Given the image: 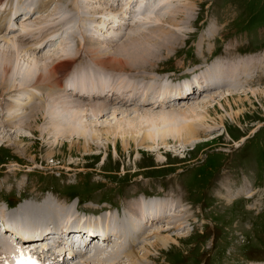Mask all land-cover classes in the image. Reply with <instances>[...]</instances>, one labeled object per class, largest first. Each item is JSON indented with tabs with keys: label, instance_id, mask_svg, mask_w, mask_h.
<instances>
[{
	"label": "rangeland",
	"instance_id": "obj_1",
	"mask_svg": "<svg viewBox=\"0 0 264 264\" xmlns=\"http://www.w3.org/2000/svg\"><path fill=\"white\" fill-rule=\"evenodd\" d=\"M29 1H33L34 4L40 1L42 5L37 4L38 2L35 5H39L42 11L37 15V18H34L32 26L30 25L28 28L38 31L35 37H32L33 40L31 37L29 40L23 39L22 33L18 36L21 39L17 41H20V44L24 43L27 50L21 53L23 67H27L33 57H37L42 65L58 57L63 50L69 51L70 49L75 50L72 53L74 55L72 63H76L77 66L78 62V68L81 65L83 67L85 64L94 62L90 56H86V54L84 56L83 50L79 49L83 47V49H88L87 52L91 51L88 48L89 40H87L88 35L84 27V39L80 35L79 26L82 20L77 15L78 9L73 3L74 0ZM172 2L174 6L183 5V3L192 6V16H189V21L192 23H183V13L178 17V20H181L180 25H172L169 22L170 26L168 27L173 26L180 32V42L178 41L174 48L159 50L155 54L150 53L141 57L147 59L145 61L148 62L142 65L143 70L139 66L138 69L141 70L139 73L153 75L157 78L163 76L161 78L163 81L170 76V85L180 84L177 86H182V82L187 83L188 79L180 82H176V80L188 76L186 72L189 71V68L191 69L197 63L198 65L202 63L209 65L215 59L214 54H225L227 47L233 50L236 48L234 53L237 54L261 49L264 53V0H174ZM10 8L11 3L6 11L7 14L1 10V23H4L6 19L9 20ZM152 16L150 15L148 18ZM54 17L56 22L62 21L56 26L60 30L56 28V35L51 37V40L56 41V45L49 44L46 47H40V51H35L31 45L44 38V31L39 32V30H42L45 25L53 24ZM84 17H86L85 14ZM66 20L72 24L71 27L74 30L72 32L77 38L70 39L71 41L66 39L65 42L64 38L57 39V37L66 30L68 24H64ZM13 21L17 24L18 30L20 21L18 19ZM109 21L115 25L108 31L102 30L97 25L94 26L93 31L100 39L105 40L107 39L105 37L114 32L117 33L114 34L116 37L120 33L127 35L130 29L140 28L138 25L137 27L132 26L129 30L125 28L119 30V24L116 25L117 22L114 19ZM129 22H133V20L130 19ZM153 23L162 24V21L158 20ZM36 25L41 26V29ZM0 31V38L5 35L10 38L11 42L13 41L11 44L14 45L17 34L8 35L4 31ZM157 31L159 30L157 29L155 32ZM68 32H71V29ZM200 36H206L207 40L200 39ZM113 42L116 44L117 41ZM70 45L72 46L70 47ZM107 45L111 46L112 44ZM8 46L5 40H0V48L6 49ZM129 46L130 39H128V44L121 47L125 55L128 54L127 56L130 54ZM110 48L105 47L106 50L103 51L99 47L98 50L106 52ZM112 50L114 51V49ZM77 51L79 52L77 53ZM129 57L127 58L138 56ZM79 60L82 61V64L79 63ZM133 64L134 61H129L127 70L136 69ZM138 69L137 72L135 71L136 75ZM15 71L18 72L15 82L19 83L24 69L19 71L17 68ZM68 73L72 74L71 71ZM59 75L56 74L51 81L56 78L62 80L64 76L57 77ZM133 77L137 79L135 75ZM53 82L56 85L57 80ZM27 83L32 85L28 87L30 92L38 95L44 92L34 86L36 80L27 81ZM248 87L260 88L261 91L255 94L249 92L248 96L229 97L230 101H225V96L216 95L217 92L219 94L224 92L222 88L211 91V86L207 85L206 88H201L204 94L196 95L195 91V97L189 98L191 99L189 104L182 105L183 101H180L181 103H177L176 107L183 106L182 109L186 110V108L191 109L197 106L198 111L208 110L209 117L204 121L205 123L203 122L205 126H202V129H197L194 136L189 139L187 136L183 139L168 135L163 142L158 139L143 141V134L148 132L146 128L141 132L135 130L128 134L124 131L126 129L128 131L130 127L124 125V128L115 132L116 128L114 127L119 125V121L136 115H138L137 118H140L150 107H142L141 111L132 109L133 113L130 112L128 116L126 114L123 116L121 113L122 108L129 109L126 106L112 105L120 112L114 114V108H111L110 111L98 115L91 113L89 108L85 107L84 111L86 109L88 111L84 112L82 120L92 129V132L86 136H82L78 132L67 133L66 131L63 135H54L53 132L41 135L37 129L39 126L41 128L48 126L46 130L51 128L49 126L50 117L47 115L48 108L52 106L51 100L48 105L44 106V110H42L43 108L35 109L36 112L28 110L26 116L28 118L22 117L17 121L24 126L20 130L16 129V126L20 125L14 120L11 123L8 121L9 124L5 123L6 117L0 112V122L2 121V124L0 123V200H8L12 195L19 198L22 192L30 195L31 190L37 189L40 195H33L39 196L40 201L45 200L48 195H54L57 198L54 196L53 198H60L61 200L58 199L60 202L75 207L69 202L78 195L82 201L91 200V203H87V207L80 205L83 211L96 213L90 215H98L99 218L96 222L106 225L104 217H110L113 213L118 215L112 220L118 219V223L121 222L124 219L121 214L128 205L134 207L137 204L135 203L137 197L154 195L160 198L168 196L169 199L178 202L179 213L185 209L181 213V223L186 229L181 226L182 228L165 231L163 236L173 237L166 248H150L149 246L144 249V245L141 244L143 249L139 246V250H141L139 255L144 257L148 250L152 257V259L148 258L149 260L142 261V264H262L264 262V78L259 79L258 82L250 83ZM149 88H151L150 84ZM5 89V83L2 84L0 81V110L2 103L4 104L6 98L13 93L5 91ZM57 89L59 88L57 87ZM205 92H209V94ZM22 97H24L21 98L24 103L28 102L29 99L26 95ZM62 99L75 100L77 98L73 95L68 98L63 94L60 96V100ZM206 100H208V105L205 104L207 107L199 106L200 102ZM70 107L68 105V108ZM75 107L73 106V109ZM7 108L10 107L5 105V114ZM14 109L12 111L16 110ZM70 109L73 112V109ZM77 109H79L78 106ZM66 117L65 115L62 118V123ZM80 123L79 120H76L74 124ZM125 126L128 127L125 128ZM65 127L67 128V126H61L60 129ZM20 137L23 140L19 143ZM22 144L27 150L22 148ZM25 194L22 195L26 196ZM16 198L13 199L17 200ZM159 198L151 199L152 203ZM26 200L23 199V201ZM14 220L20 222L21 213H15ZM84 222L85 220H81V223L76 220L66 223L70 228L81 227V224L82 226L85 224ZM96 222L91 225L96 227ZM109 222L111 221L109 220ZM175 223L178 226L181 224L180 222ZM109 234L113 236V233ZM151 239L149 238L151 241L156 240L155 237H151Z\"/></svg>",
	"mask_w": 264,
	"mask_h": 264
},
{
	"label": "bare ground",
	"instance_id": "obj_2",
	"mask_svg": "<svg viewBox=\"0 0 264 264\" xmlns=\"http://www.w3.org/2000/svg\"><path fill=\"white\" fill-rule=\"evenodd\" d=\"M146 1H148V6H145ZM172 1H73L74 5L77 7L76 9H78L77 15L82 20L81 25H78L80 27V35L84 39L83 34L86 30L88 35L87 40H89L87 42L89 46L88 48H90L91 51L87 52L88 49H83V47H80L79 49L83 50L84 56L86 54V56H90L91 60L94 61L92 63L85 64L86 67H81V65L80 68H78L79 66L77 62L76 69H79L81 71L76 72L73 85L75 90L78 92L75 91L71 94L78 100H60V96L65 94L66 86L60 78L54 79L57 80L56 85L53 82L54 80L51 81L56 74L62 75L70 68L72 60L74 59V55H72V53H74L75 50H63V52L58 57L42 65L39 63V59L37 57H33L29 65L27 67H23L21 62V53L27 50L24 47V43L20 44V41H17L20 40L21 37L18 38V36L16 35V40L14 41L15 43L14 45H12L11 43L13 41L11 42L9 37L8 39L7 37H5V35L4 37L2 36L0 40H5V42H7L9 46L6 49L0 48V81L2 84L5 83V91L8 90L10 93L13 92L9 97L7 96L8 98H6L4 104L2 103L1 105L0 112L4 114L7 120H4L5 123L7 122V124H9L13 120L17 122L20 118H25L28 114V110H30L31 112L35 111V109L37 108H43L42 110H44V106L48 105L49 101L51 100L52 106L49 107L47 111V115H49L50 117L49 126L51 128L50 130H46L48 126L46 128H44V126L42 128L39 126L37 129L39 130V132H41V135L43 136L45 133L50 134L51 132H53L54 135H63L65 134L64 131H66L67 133L78 132L79 134H82V136H86L87 134H89V132H92V129L89 128V125L84 120H82L84 118V112L88 111L87 109L86 111H84L85 107L89 108L91 113L93 112L94 114L98 115L110 111L111 108H114L112 105L126 106L129 109L122 108L121 113L123 114V116L124 114L128 116L130 112H132V109L133 111H141L142 107H150L149 110H145L144 115L140 118H137L138 115H136L135 117L121 120L122 122L119 121V125L117 124V126L114 127L116 128L115 132H118L120 129L124 128V125H129L130 128L128 129V131L127 129L126 131H124L128 132V134L130 132L132 133V131L134 132L135 130H140L141 132L142 129H147L145 130L148 132L146 134H143L142 136L143 141H155L156 139H158L163 142L166 140L168 135H172L174 138L182 137L183 139L187 136V138L189 139L191 136H194V134L197 132V129H202V126H205L204 121L207 120V118L209 117L208 110L198 111L196 109L197 106H195L194 108L192 107L191 109L186 108V110H184V108L182 109L183 106L181 108L176 107L180 101H183L184 103L182 102V105H185L191 100L189 98H194L195 91L196 95L201 94L203 93L201 88H206L207 85L211 86V91H215L218 88H222L224 92H222L221 94L217 92L216 95L225 96V101H230L229 97H241L243 95H247V93L249 92H251L252 94L260 92V88L255 89V87L248 86L252 82H258L259 79H262V77L264 76V53L262 52H260V54H257V52H255L242 55L234 53L236 48L235 50H233L228 49L227 47V50H225L226 53L224 55H221L218 59H214L212 63L206 65L205 67L200 66L202 67V70L199 73L194 74L192 78L188 79L187 83L182 82V86H177L180 84L170 85V79H165V82L161 79L163 78V76L157 78L153 75L139 73L141 71L138 69L139 66H141L140 68H142V65L148 62L145 61L147 59H143L141 57L147 56L150 53L155 54L159 50L174 48V45L176 43L178 44V41L181 38L180 32L175 30V27L173 28V26H171V28L168 27L170 26L168 25L169 22L172 25H180L181 20L179 21L178 17L181 13H183V23H192L191 21H189V16H192L191 13L193 12L192 6H189V4L185 3H183V5L177 4L176 6H174L172 5ZM39 2L37 4L40 5L41 2ZM10 3L11 8L9 11V23H11L13 27H17V24L15 23V21H13L14 14L17 17L28 16L29 19L34 17L33 14L27 15L29 11L24 13L19 11L21 10V7L26 5V3H29V0H6L4 3L3 0H0V5L2 7H5V12L9 9ZM142 6L145 7V10H143L144 7L142 8ZM188 6L190 7L191 11L189 10ZM71 10L74 9L71 8ZM84 14L86 17H84ZM86 14H89V18H87L88 16ZM150 15L153 16L148 18ZM112 19L117 22L116 25L119 24V30L124 28L126 30H129L132 26L137 27L138 25L140 28L136 30L130 29L127 35H125L124 33H120L119 36L116 37L114 34L117 33L114 32L113 34H109V36L105 37L107 39H100L97 33L93 31L94 26L93 24L91 25V23H95L94 25L102 24L101 29H106V31H108L110 27L113 28L115 25L110 23L109 20ZM130 19H132L133 22H129ZM27 20L28 19L26 18H20V29H18V32H20L18 33L19 35H21L22 31H30L28 29L29 24L28 22L26 23ZM53 20V22L55 23V17L53 18ZM158 20L162 21V24L153 23ZM67 21L68 20L65 21V25L69 22ZM102 21H104V23H102ZM164 21L166 22V24ZM59 22H56L55 24L50 23L51 25H45L43 26L44 28H42V30H39V32L44 31V38L36 42L33 41L34 43L31 46L35 51H38L40 46L46 47L49 44H54V41L51 40V37L53 35H56L55 30ZM69 23L67 24L69 25L68 30L71 29V32H67V37H64L65 42L66 39L75 40L77 38L74 35L75 33L72 32L74 31L71 27L72 24ZM37 27H40L41 29V26ZM83 27L85 30H83ZM10 28H12V26L9 25L7 27V21H5L4 23L0 22V30H2V32L3 30H9ZM157 29L159 31L155 32ZM38 35L37 38L39 37ZM31 39L33 40L32 37ZM122 39H124V41L121 42ZM128 39H130V46L128 49L130 53L129 56L136 55L138 56L136 58L132 57L131 59H128V54L125 55L124 51H122L121 47L124 44H128ZM84 41L83 43L85 44ZM113 41H117L116 44H114ZM107 44L112 45L109 46ZM71 46L72 45H70V47ZM99 47L102 48L103 51L106 50L105 47L111 48L106 52H99ZM112 49H114V51ZM78 52L79 51H77V53ZM80 60L79 63L82 62H80ZM129 61H134L133 65L136 66V69L130 71L131 69L129 68L130 70H127V64L129 63ZM17 68H19V71H22L24 69L21 74V79L23 80L21 81L20 79L19 83L15 82L16 74H18V72L15 71ZM137 69L138 74L136 75L135 71L137 72ZM193 70L194 69L189 70L190 72L187 71L186 73H192ZM60 75L57 77H60ZM134 75L137 77V79L133 77ZM35 80L36 83L34 84V86L39 90H43L45 93L42 92L41 95H38L36 93L30 92V88L28 87L32 85L28 84L27 81ZM149 84L151 85V88H149ZM57 87L59 89H57ZM196 87H199L197 88L199 90H195ZM89 89L92 90L89 91L88 96L91 95L92 99L85 97V94H81L82 92L88 91ZM26 91L29 93L25 94ZM205 93L209 94V92ZM23 95H26L30 101L28 100V102L24 103L21 100V98H24L22 97ZM173 99L175 102L172 101ZM187 99L189 100L186 101ZM207 102L208 100L202 103L200 102L199 106L204 105V107H207L205 106ZM64 103L68 104L65 105ZM5 105L10 107L7 108L6 114ZM68 105H70V108L72 109L73 106H76L73 109V112H71V109L68 108ZM77 106L79 107V109H77ZM24 108L26 110H23ZM13 109L15 111H12ZM154 109H156V111H154ZM116 112L119 113L120 111H117V109L114 108L113 113L115 114ZM65 115L67 117L62 123V118ZM76 120H79V122L81 123L74 124ZM21 122L23 121L21 120ZM17 123L19 125L21 124L19 122ZM61 126H67V128L65 127L64 129H60ZM27 127L29 128V125ZM126 127L128 126H125V128ZM23 128V125H20L18 127L16 126V129L18 130ZM22 140V137H20L19 143L22 142ZM23 145L24 144H22V148L24 150H27L25 149V146L23 147ZM37 198L38 196L31 195L30 199H27L26 201L22 200L16 205V207L10 210H7L2 205H0V220L2 219L6 224V227L4 228V230H6L5 233H0V253H5L7 256H16L18 253L15 252L14 249L15 243H18L19 241V236L22 237V235H24V238L36 236V238H38L37 236H40L42 233L45 232V234L47 235L41 241L45 240L47 244H49L48 241L52 239L51 243L55 247H62V249H64L66 245H68L69 247L67 248L69 249V253L74 254L76 259L79 258V262H75V264H142V261L152 259V257L151 255H149L148 250L146 251L144 257H141L139 255V253L141 252V250H139L141 244L144 245V249L149 248V246L150 248H166L169 242L172 241L173 237L168 235L163 236V233L165 231H172L175 228L178 229L181 226L183 227V229L185 228V226H183V223H181V213L184 212L185 209H183V211L179 213L178 202L176 200L169 199L168 196H165L156 199L152 203V200L137 197V200L135 201V203L137 204H135V206L133 205L134 207L129 205L127 208L123 207L125 208V210L123 209L124 212L123 214H121V216L122 219H124H121V222L118 223V219L112 220L118 215L114 213L111 214L110 217H104L106 225H101L96 222L97 228L105 229V231L108 233H113L112 239L110 238L106 241L108 247H102V245H98L96 243L98 241H95L97 237H90L89 242L86 246H84V249H87V251L84 253H75V249L72 246L73 243L71 242V240H69L67 236H70L72 233H75L77 231L81 232L83 228H86L84 229V231H86L89 226H92L90 224H92L93 222H88L87 225L83 224V226L81 224V227L75 226L69 228L66 222H73L78 220V222L81 223L75 207H73L72 205H67L64 202H60L58 199L53 198L52 195H48V197H45V200L43 201L37 200ZM17 212L21 213L20 222L14 220L15 213ZM109 220L111 222H109ZM175 222H180V226H178ZM75 229L77 231H75ZM151 237H155L156 240L151 241ZM149 238L151 240H149ZM83 240L84 239L82 235L80 241L82 242ZM110 240L114 241L111 242ZM3 248H5V250H3ZM72 262L74 263V260L71 261V263ZM262 264H264V262Z\"/></svg>",
	"mask_w": 264,
	"mask_h": 264
}]
</instances>
